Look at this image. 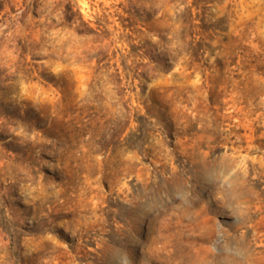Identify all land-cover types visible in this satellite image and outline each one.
<instances>
[{
    "label": "rangeland",
    "instance_id": "374dc122",
    "mask_svg": "<svg viewBox=\"0 0 264 264\" xmlns=\"http://www.w3.org/2000/svg\"><path fill=\"white\" fill-rule=\"evenodd\" d=\"M156 1L0 0V264H264V0Z\"/></svg>",
    "mask_w": 264,
    "mask_h": 264
},
{
    "label": "trees",
    "instance_id": "16d2710c",
    "mask_svg": "<svg viewBox=\"0 0 264 264\" xmlns=\"http://www.w3.org/2000/svg\"><path fill=\"white\" fill-rule=\"evenodd\" d=\"M50 0H47V6H45V16L47 22L48 21H52L54 22V20L52 19L53 14L55 11L53 9V6L55 5L54 3H49ZM130 4H132L133 0H128ZM188 0H157L155 3L158 6V9L155 11L152 8V14L147 13V17L148 19H153L155 17H157V15H159L160 13H163V16L161 18L158 19L159 22H164L166 19H170L169 17V13H168V8H170L171 6L174 7L176 10H180V8L182 6H185V8L183 10H181L180 13L176 12V19L174 20V25L181 23L184 27L188 26L191 23L192 20V16H193V7L198 8L201 4L203 3H207V1L210 0H193V7H186ZM73 6H71L70 4L67 6V10L65 12V17L67 22L69 23L70 26H73L76 22L74 20V17L72 16V14L74 13L73 11ZM139 19V20H138ZM138 19L136 17H129L126 19L127 25L125 26V30L129 31L127 33V38L128 40H132L133 39V34L137 33L136 32V27L143 21L140 20L139 16ZM47 27H49L50 25H48V23H46ZM83 25L85 26H89L88 23L83 21ZM131 48L133 51H135L136 46H132ZM166 57H170V55L164 54ZM162 61L161 59H159L158 61H156L157 63L162 65Z\"/></svg>",
    "mask_w": 264,
    "mask_h": 264
}]
</instances>
